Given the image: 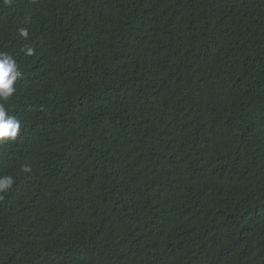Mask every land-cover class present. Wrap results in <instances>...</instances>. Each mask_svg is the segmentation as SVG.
I'll return each mask as SVG.
<instances>
[{"label": "trees", "instance_id": "1", "mask_svg": "<svg viewBox=\"0 0 264 264\" xmlns=\"http://www.w3.org/2000/svg\"><path fill=\"white\" fill-rule=\"evenodd\" d=\"M0 52V264H264V0H0Z\"/></svg>", "mask_w": 264, "mask_h": 264}, {"label": "clouds", "instance_id": "2", "mask_svg": "<svg viewBox=\"0 0 264 264\" xmlns=\"http://www.w3.org/2000/svg\"><path fill=\"white\" fill-rule=\"evenodd\" d=\"M5 3H10V0H5ZM20 36L27 39L28 30L20 29ZM22 51L27 56L34 55V49L25 45ZM21 77V72L18 70V65L15 60L7 52H0V100H7L16 91L14 85ZM21 124L18 119L8 113L3 103H0V145L5 142L16 141L20 136ZM23 171L30 172L31 168L24 166ZM15 183L13 176L0 175V199L8 193Z\"/></svg>", "mask_w": 264, "mask_h": 264}]
</instances>
